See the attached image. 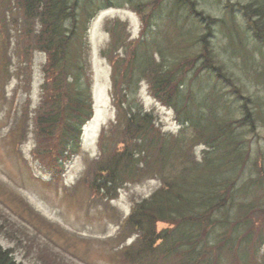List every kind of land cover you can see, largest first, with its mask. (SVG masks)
I'll use <instances>...</instances> for the list:
<instances>
[{
	"label": "trees",
	"instance_id": "trees-1",
	"mask_svg": "<svg viewBox=\"0 0 264 264\" xmlns=\"http://www.w3.org/2000/svg\"><path fill=\"white\" fill-rule=\"evenodd\" d=\"M155 1L158 5L164 2ZM244 1L241 11L246 31L232 23L234 16L217 20L203 11L198 12L196 0H173L166 5L167 27L173 34L169 37L167 30H159L152 40L146 38L147 5H132L141 16L142 30L134 42H126L120 51L116 47L123 42L117 35L121 24L106 23L111 40L101 55L112 65V93L118 117L102 131L99 158L86 162L78 186L88 189L94 198L102 196L111 203L123 187L147 181L152 175L159 179L157 190L132 205L122 229L128 238L137 237L138 260L160 259L166 264H244L248 261V246L264 212V178L261 175L254 180L245 178L252 150L242 135L246 129L254 128L256 119H264L263 109L257 106L256 113H248L246 104L255 102L241 96L245 102L244 118L239 121L234 117L230 120L229 113L225 115L219 92L201 98L197 104L191 101L190 87L200 73L212 72L217 82L231 83L224 69L234 62L217 59L215 54L219 52L209 44V33L199 34V30L185 27L172 13L184 8L195 20L204 23L207 30L211 29L210 22L221 24L228 31V47L248 53L247 33L255 44L264 47V0ZM81 2L0 0V47H5L0 52V66L17 57L19 62L12 78L22 83V71L32 68L34 53H43L46 57L42 67V100L31 120V133L33 155L49 169L61 167V163L80 152L83 128L93 113L88 31L94 14L102 11L100 4L106 0L90 1L87 6L94 7L93 11L96 9L92 15ZM110 7L108 4L105 9ZM192 40L199 44L200 50L189 48ZM179 45H182L181 52L174 61H169V53H174ZM205 54L209 61H203ZM245 56L244 72L253 70L254 59L250 54L249 60ZM183 59L187 63L181 62ZM9 65L1 69L10 75ZM192 69L198 73L195 72L188 85ZM257 73L255 77L264 79L263 73ZM145 80L149 81V90L155 98L174 111L178 134L163 132L158 118L137 103L136 89ZM211 100L218 106L211 104ZM24 119L27 115L22 114L10 130L16 131L22 121L24 126ZM28 134L24 128V138ZM197 148L202 149L199 155ZM263 156L260 154L253 162L251 171L263 169ZM60 173V170L55 172L57 177ZM76 193L74 188L69 196ZM160 224L168 228L158 231ZM263 243L264 236L260 240ZM0 264L17 262L10 251L0 247Z\"/></svg>",
	"mask_w": 264,
	"mask_h": 264
},
{
	"label": "rangeland",
	"instance_id": "rangeland-1",
	"mask_svg": "<svg viewBox=\"0 0 264 264\" xmlns=\"http://www.w3.org/2000/svg\"><path fill=\"white\" fill-rule=\"evenodd\" d=\"M81 1L87 6L92 0ZM163 1L158 5L155 0H108L109 3L106 0L105 3L101 2L100 4L103 8L102 11L97 12L96 9L93 11L94 7H86L89 8L87 10L90 15L96 12L90 21L88 31L93 75V113L92 118L83 128L80 152L70 161L61 163V167L55 166L53 169H49L33 155L34 141L31 133L33 129L31 120L42 100L40 97L44 79L42 67L46 62L45 55L34 53L32 68L22 71L24 74L22 83H19L16 78H12L19 62L17 57L14 56L8 63L1 64L0 247L10 251L17 264H152V262L166 264L160 262V259L138 260L140 253L136 247L137 237L132 235L128 238V233L125 235L122 230L126 225L125 219L131 213L132 205L148 197L159 188L160 183L157 177L152 175L147 181L123 187L119 191L117 199L111 203L103 200L102 196L94 198L88 189L78 186L86 169V162L91 161L92 157L99 158L98 155L101 152L99 137L102 135V131L115 123L118 117L112 93V65L101 55L102 49L111 40L106 23L119 22L121 24L117 35L123 39V42L119 47H116L120 51L126 42L130 44L139 37L143 23L141 16L132 9V5L142 3L147 5L145 6V15L149 22L146 38L154 39L158 36L159 30L163 32L167 30L168 36L171 37L173 33L167 27L169 9H166L165 6L173 0ZM196 1L198 2L196 6L198 12L203 11L205 15L217 20H229L231 16H234L232 23L246 31L247 24L243 20L241 11V5L246 3L244 0ZM108 4L112 7L105 9ZM172 13L185 27L193 28L195 32L199 30V34L209 33V44L219 52L215 54L217 59L226 62L233 60L234 62V65L224 69L225 76L232 80L231 83L228 81L226 83L224 81L217 82L216 76L212 72L200 73L190 87V94H193L190 97L191 101L195 100V104H197L201 98L206 99L211 93L219 92L221 105L226 108L225 115L228 116L227 113H229L230 120L234 117L240 121L244 118L242 107L245 103L241 96L250 97L255 103L246 104L248 113H256L257 106L261 107L264 113V79L255 77L257 72V75L264 74V47L255 44L254 38L247 33L248 53L241 49L236 50L235 47L229 48L227 45L228 31L221 24L219 26V23L214 25L210 22L211 29L207 30L203 26L204 23L195 20L184 8L178 12L173 10ZM81 21L83 22V18ZM196 41H189V48L200 50ZM181 46H177L174 53H169V61H174L177 58L181 52L179 49ZM4 49L5 47L2 45L0 52ZM182 51L186 50L182 49ZM10 53L12 52L9 51ZM248 54L252 56L255 64L253 70L244 72L242 68L243 56L246 55L244 58L249 60ZM207 56L202 57L203 61H209ZM117 57L120 58V55ZM178 62L180 61L178 60ZM183 63H187V61L185 60ZM8 65L11 71L10 75L1 69ZM195 72L198 73L194 69L190 70L187 84L196 74ZM186 88L185 93L187 92ZM135 98L145 111L153 113L158 118L163 132L178 134L179 127L175 123L174 111L155 98L149 90V81L145 80L139 84ZM210 103L217 104L214 100H211ZM201 104L200 102L199 106ZM197 107L198 105H196ZM22 114L27 115V119H24L26 123L23 126L22 121V125L17 127L16 131H11L12 124L19 120ZM24 128L27 132L29 131L25 138ZM244 134L242 138L250 143L252 150L250 168L246 170L245 178L251 179L250 177H252L254 180L258 175L264 178V162L263 169L251 171L253 162L260 154H264V119H256L254 128L246 129ZM201 151V148H197L198 155ZM59 170L61 173L57 177L55 172ZM74 188H77V193L70 197L69 194ZM254 193L260 195L258 191ZM166 228H168L167 225H158V231ZM262 236H264V212L259 217L258 226L253 231L252 240L248 246V261L244 264H264V258H262L264 245L260 244ZM230 264L235 263L230 262Z\"/></svg>",
	"mask_w": 264,
	"mask_h": 264
}]
</instances>
